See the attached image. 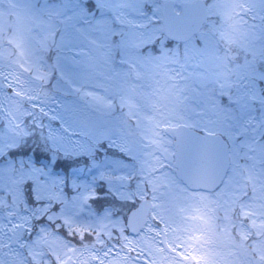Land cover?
Returning <instances> with one entry per match:
<instances>
[{
  "label": "snow or ice",
  "instance_id": "snow-or-ice-1",
  "mask_svg": "<svg viewBox=\"0 0 264 264\" xmlns=\"http://www.w3.org/2000/svg\"><path fill=\"white\" fill-rule=\"evenodd\" d=\"M146 3L63 0L41 5L25 0L14 30L6 32L0 22V66H9L7 76L16 82L6 85L9 92L63 129L48 126L42 136L50 152L30 151L33 160L19 170L0 166V183L14 172L28 177L12 181L21 187L15 194L8 190L11 203L0 198V208L7 209L0 215V237L16 241L15 248L8 245L11 251H0V264H47L46 255L56 264H264V170L258 195L246 202L235 159L244 132L233 131L234 117L231 110L222 111V101L218 106L192 87L191 78L202 79L203 73L178 70L220 62L202 30L200 0H182V10L174 0H153L152 15ZM214 7L224 20L219 38L249 48L253 63L244 66L246 75L264 80L255 64L257 57L264 62V45L255 47L264 40V26L258 33L246 18L264 21V0H215ZM125 10L145 19L130 18ZM173 42L182 44L183 51L179 44L168 46ZM157 43L159 54H153ZM117 62L133 71L122 72ZM100 77H120L122 87L114 92ZM136 81H150L152 90L143 91ZM58 96L70 99L62 102ZM197 98L204 106L199 110L193 107ZM5 99L13 119L25 114L23 99L0 93V104ZM117 100L120 109H127L121 116L115 115ZM52 103L63 115L47 110ZM206 112L211 113L207 119H194ZM69 123L88 138L86 148L73 149L81 141L64 134L71 131ZM8 132L0 134L3 156L8 155L5 143L18 150L33 135L19 125H9ZM193 147L197 162L187 164ZM108 149L121 155L108 158ZM259 157L264 161V146ZM81 159L87 164L78 165ZM246 171L244 187L252 182L257 190L255 170ZM23 185L30 186L29 196ZM109 193L120 207L97 214L93 202H103L101 195ZM34 230L29 243L24 237H32Z\"/></svg>",
  "mask_w": 264,
  "mask_h": 264
},
{
  "label": "rangeland",
  "instance_id": "rangeland-1",
  "mask_svg": "<svg viewBox=\"0 0 264 264\" xmlns=\"http://www.w3.org/2000/svg\"><path fill=\"white\" fill-rule=\"evenodd\" d=\"M203 1L208 6L210 16L209 22L203 29V32L207 36L210 51L212 52L214 57L220 58V62H211L200 66L189 64L183 69H179L178 66L173 67H177L178 70L181 71L184 75H188L189 73H203L204 76L202 79L192 77L190 83L192 84L193 88L198 89L199 92L204 96L214 98L218 106L221 103V95H226L228 97L229 95H231V104L229 103L226 106L223 105L222 111L231 110V115L234 117V119L231 121V123L233 124V131L244 132V135L241 137V139L244 140L245 143L241 145L240 142L237 141L235 145L236 149L238 150L235 157L237 165L236 171L240 174L238 177V182L241 186L243 199L246 202L251 203L253 202L254 197L258 195V182L262 179L260 174L261 171L264 170V161H262L259 157V150L261 146H264V127H261V125L264 124V80L256 81L252 80L250 77L247 78L248 76L246 75L244 66L253 63V56L249 48L241 46L239 44L228 45L219 38L218 33L224 27L223 17L214 7L215 0ZM62 2L63 0H33V3H38L41 5L45 3L49 5H58ZM88 2L92 3L93 0H88ZM155 2L162 3L164 2V0H155ZM174 2L176 4V7L180 9L182 0H174ZM152 3L153 0H147V3L145 4V11H147L149 15H152ZM24 4L25 0H0V22L4 24L6 32L14 30L17 22V14L23 13ZM125 11L128 12L130 18L137 20L145 19V17L137 16L135 13H132L128 10ZM97 15H99L98 11ZM109 15L115 22V16L111 14ZM157 15H161V13ZM116 27H120V25L117 24ZM256 31L259 33L260 29L257 28ZM262 45H264V40L258 39L255 42V47L257 48ZM171 47H173V45ZM179 47L182 52L183 45ZM152 51L153 54H159L158 43L152 46ZM229 54L231 55V59H233L234 61H238L237 65L233 66L231 64L232 62L227 59V56ZM255 64L258 66L259 72H264V62H262L259 57L256 58ZM116 66L122 72L131 73L133 71L127 65H120L118 62ZM98 79L101 82L105 83L114 92L119 91L123 84V81L120 77L112 81L104 80L102 77ZM135 83L139 84L143 91H151L153 87L150 81H136ZM256 83L259 84V88L255 87ZM146 85H151V88H147ZM193 96L196 97V93H193ZM253 96H255V99H253ZM57 98L62 102L65 99H70V97L65 98L63 96H58ZM256 102H258V104H256ZM193 107L199 110L204 106L199 103V98H197L193 101ZM47 110L52 112L54 115H63L61 109L55 103L49 105ZM126 111L127 109H120L119 101L117 100L115 115L121 116ZM209 116H211V113L206 112L205 116H194V119L202 121L207 119ZM37 124H41L42 126L37 127ZM48 126H51L53 130H59L63 132V129L60 127V124L58 122L50 121L47 117H44V122L37 121L27 129L28 131L33 133V135L24 138L21 141L18 150L24 148L22 151L27 150L29 154L30 151L50 152V145L42 140V136H47ZM68 126L71 131L64 134L68 136L72 141H81V144H73V149L80 150L82 148H86V146L90 142L88 138L79 135L80 129L77 126L70 123ZM8 128V120L5 118L4 113L0 112V134L10 135V133L8 132ZM3 146L8 154L11 150H13L7 148L6 143ZM253 149H255V151H253ZM57 155L60 156L61 159H63L61 153H57ZM120 155L121 154L118 151H114L112 149L107 150L108 158L117 157ZM3 157L8 158V155L3 156L2 154H0V159ZM101 157L102 153L98 152L97 159H101ZM68 159L69 161H71L72 157L70 156ZM30 160H33L31 154L25 158L20 157L18 161L13 160L12 162L9 161V159H6V161L0 162V166H14L15 169L19 170L21 164H27V162ZM41 162L48 163L46 160H42ZM76 163L78 165H86L87 160L81 159ZM249 168H253L256 173L257 190L255 191L253 189L252 182H248L247 186L244 187L245 180L248 174L246 170ZM86 171L87 169L85 168V172ZM169 171H171V169ZM230 175H232V171ZM17 179L27 180L28 177L26 175L21 176L19 172L12 173L7 181L0 183V198H6L8 202L11 203V195L8 194V190L11 188L13 190V194H15V191L21 187V185H16L12 182ZM23 191L25 196L30 195V188H23ZM65 191L68 193V196L71 197V189L66 188ZM100 198L103 202H93L92 204V209H94L97 214H101L105 208L111 207L113 210H115L116 208L120 207L119 203L112 198L111 193H109L106 197L101 195ZM256 202H258V200ZM6 211L7 209L0 208V215H4ZM4 223L5 225L8 223L7 219L4 221ZM239 223H243V221H239L238 224ZM254 235L255 234L253 232V236ZM28 240H31V238ZM13 248H15V246ZM11 250L12 249H9V251Z\"/></svg>",
  "mask_w": 264,
  "mask_h": 264
},
{
  "label": "clouds",
  "instance_id": "clouds-1",
  "mask_svg": "<svg viewBox=\"0 0 264 264\" xmlns=\"http://www.w3.org/2000/svg\"><path fill=\"white\" fill-rule=\"evenodd\" d=\"M246 18L248 19L249 24H256L258 28L261 26H264V21H262L259 17L252 19L250 15L246 14ZM9 71H11L9 66L7 65L0 66V93L8 97H12L13 101L21 100L23 98L15 97L13 93L9 92L6 86L9 83L13 84V87L16 86V82L13 80H10L7 76V73ZM17 71L19 70L17 69ZM25 76H27V74H25ZM146 87L150 89L151 85H146ZM23 103L25 105V114L15 119H13L8 113L9 100L5 99L4 102L0 104V112L4 113L5 118L8 120V125H19L21 128L28 129L33 123H36L37 121L44 122L45 116H42L39 112H37L36 109L32 107V104L30 101H28L27 99H23ZM36 231L37 230H34L31 240L35 239ZM65 238L71 240L72 243L74 244H79V241L76 238L68 237V236H66ZM25 240L29 241V243L31 242V240H28V239H25ZM9 244H11L12 246H16V241L8 237H0V251H8ZM23 251L25 252L26 261L29 260L27 256V249H24ZM44 259L47 262V264H56L55 258L52 256L46 255Z\"/></svg>",
  "mask_w": 264,
  "mask_h": 264
},
{
  "label": "trees",
  "instance_id": "trees-1",
  "mask_svg": "<svg viewBox=\"0 0 264 264\" xmlns=\"http://www.w3.org/2000/svg\"><path fill=\"white\" fill-rule=\"evenodd\" d=\"M227 59L230 62H232L231 64L233 66H235V65L238 64V61L237 60L234 61L233 59H231V55L230 54L227 56ZM247 78H249V77H247ZM232 95H233V93H232ZM220 100L223 102V105L224 106H226V105H228L230 103V100H229L228 96H226V95H221L220 96ZM256 104H258V102H256ZM23 149H20V150H11L9 152V154H8V158L7 157H3V158L0 159V162L6 161V159L7 160L9 159V161H12L13 162V160L18 161V159L20 157H23V158L28 157L30 155L29 152L27 150L26 151H22ZM41 161L42 160H39L38 162L41 163V164H43V165H47V163H42ZM27 188H30V186L29 185H25L24 186V189H27ZM29 202L30 203H33L31 200H29Z\"/></svg>",
  "mask_w": 264,
  "mask_h": 264
},
{
  "label": "water",
  "instance_id": "water-1",
  "mask_svg": "<svg viewBox=\"0 0 264 264\" xmlns=\"http://www.w3.org/2000/svg\"><path fill=\"white\" fill-rule=\"evenodd\" d=\"M201 6L204 9L203 17H202V29L203 27L208 23L209 21V11L208 6L206 3H204L202 0H200ZM181 10H182V4H181ZM163 15V13H161ZM179 43V42H174ZM197 153L195 147H193L190 152L188 153L186 163L187 164H195L197 162Z\"/></svg>",
  "mask_w": 264,
  "mask_h": 264
},
{
  "label": "flooded vegetation",
  "instance_id": "flooded-vegetation-1",
  "mask_svg": "<svg viewBox=\"0 0 264 264\" xmlns=\"http://www.w3.org/2000/svg\"><path fill=\"white\" fill-rule=\"evenodd\" d=\"M231 171H232V169L230 170L229 175H230ZM173 174H176V173H173ZM217 190H219V189H217Z\"/></svg>",
  "mask_w": 264,
  "mask_h": 264
}]
</instances>
